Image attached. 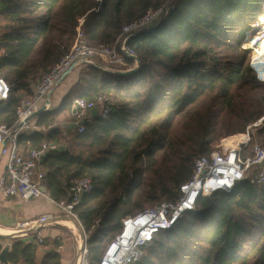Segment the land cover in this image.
<instances>
[{"label": "trees", "instance_id": "1", "mask_svg": "<svg viewBox=\"0 0 264 264\" xmlns=\"http://www.w3.org/2000/svg\"><path fill=\"white\" fill-rule=\"evenodd\" d=\"M166 1L0 0V77L11 88L0 102L2 121L14 120L21 94L70 48L78 19L90 45L112 43L124 25ZM263 2L173 0L159 24L128 39L139 59L135 70L74 68L78 78L60 104L34 115L35 127L19 134L41 141L57 131L59 116L73 120L74 97L113 95L106 117L89 120L82 132L61 129L52 139L62 150L53 152L51 198L67 199L73 177L89 176L93 184L76 207L84 229L94 227L87 235L91 263L124 216L175 199L196 156L264 113V85L249 66L250 50L241 47ZM60 258L50 250L38 262L35 246L19 240L7 256L10 264H60ZM134 264H264V183L239 182L230 192L199 198L194 211L156 232Z\"/></svg>", "mask_w": 264, "mask_h": 264}, {"label": "built area", "instance_id": "2", "mask_svg": "<svg viewBox=\"0 0 264 264\" xmlns=\"http://www.w3.org/2000/svg\"><path fill=\"white\" fill-rule=\"evenodd\" d=\"M173 0H167L156 8H150L139 18L122 27L112 43L90 45L82 28L83 19H78L74 39L70 48L60 56L48 70L28 86L27 94L20 97L15 107V118L11 123H0V156L5 168L0 175V193L4 197H18L30 200L39 196L51 198L48 191V174L41 163L50 153L59 152L62 147L52 140L43 139L30 144L25 155L19 152V134L34 127L31 119L39 109L52 108L51 93L60 83V77L81 65L96 64L105 70L128 71L138 66L136 51L127 41L136 33L159 24L171 9ZM264 8V7H263ZM250 50L249 66L256 82L264 85V11L253 24L251 33L241 44ZM10 85L0 77V102L8 100ZM112 94H100L87 99L76 96L72 103L76 106L71 125L82 132L85 123L95 117H106L114 106ZM97 110L93 115L92 111ZM37 129L39 128L36 127ZM258 136V138H257ZM264 113L247 123L243 130L220 137L211 145L208 154L198 155L192 164L188 180L179 185L175 199H163L151 207L143 208L124 216L115 235L106 243L98 260L88 258L87 235L77 205L89 193L93 184L89 176H77L70 180L69 197L53 200L58 213H44L34 218L21 220L10 231L11 235L32 240L36 244L45 243L42 227L63 224L61 220L73 222L71 233L76 242L74 264H134L151 247L154 235L159 229L172 227L187 211H194L197 201L215 191L230 192L239 182L250 185L264 183ZM46 190L42 191L40 186ZM65 225V224H64ZM61 241L59 235L55 237ZM2 246L0 240V247ZM60 249L62 246L59 244Z\"/></svg>", "mask_w": 264, "mask_h": 264}, {"label": "crops", "instance_id": "3", "mask_svg": "<svg viewBox=\"0 0 264 264\" xmlns=\"http://www.w3.org/2000/svg\"><path fill=\"white\" fill-rule=\"evenodd\" d=\"M77 78H78V72L76 71L74 73V76H72V78H70V81L67 84V87H66L67 90L77 80ZM55 89L56 88H54V90ZM54 90L51 93L52 99H53ZM67 90L64 93H66ZM22 96H24V95L21 94V97ZM52 107H56L53 104V102H52ZM92 114L96 115L97 110L96 109L93 110ZM2 117H3V114L0 113V121H2V119H3ZM33 118L31 119L32 124H33ZM0 123H3V121ZM70 123L71 122H67L68 129H72V125ZM53 125H57V131L55 133H53L50 137L45 138V139L52 140L56 135H58V133H60V130H61L60 124H53ZM34 127H35V125H34ZM41 127H44V126H39L37 131H41V132L45 133L46 129L41 128ZM29 142H28V140H24V139L19 140V152L21 154H23V155L26 154L30 144L32 143V142H30V144H29ZM57 155L58 154H56V153H51V154H48L47 156H45L43 158L42 163H41V169L43 171H51L52 167L56 166V165H51L52 164L51 162H53V159L56 158ZM4 168H5L4 158L2 156H0V175L4 171ZM57 178H60V175ZM47 188H48V185H47ZM46 198H48V197H46ZM48 199L50 200V202L54 203V201L51 200L52 198H48ZM24 202H25V204H24ZM29 203L30 202L28 200L25 201V200H22L18 197H4L0 193V240H1L2 245L6 242L12 243L15 240H19L24 244L30 243V244L35 246L36 259L38 262L41 260L42 256L47 251L56 250L60 253V256H61L60 264H74V256H75L77 246L75 245V243H73L74 244V246H73L71 241L68 239L67 232L70 231L69 227L73 226V222H71L69 220H66V219L61 220V223L65 224V226L58 224V225H45L44 227H42V234L45 237V243H43V244H36L30 239H29V241H26L24 238H20L18 236L11 235L10 231L21 220L34 218L38 215L48 213V212L58 213V207H57V211H53L54 208H50L46 202H43V205H41L40 209H38V210L37 209L33 210V208L31 206L30 207L26 206V204H29ZM57 235L60 236L61 241H57L55 239V237ZM70 238L73 240L74 237L71 236ZM54 241L57 242L56 245L53 244ZM59 244L62 246L60 249L57 247V245H59Z\"/></svg>", "mask_w": 264, "mask_h": 264}, {"label": "rangeland", "instance_id": "4", "mask_svg": "<svg viewBox=\"0 0 264 264\" xmlns=\"http://www.w3.org/2000/svg\"><path fill=\"white\" fill-rule=\"evenodd\" d=\"M264 7V2H263V5L261 8ZM1 23V21H0ZM138 66H139V62H138ZM137 66V67H138ZM83 68V67H82ZM80 68L79 71L82 69ZM136 69V68H135ZM44 71H40L38 73L37 76H39L40 74H42ZM76 72V70H73L71 72H69L65 77L64 79L60 82V84L56 87V89L54 90L53 92V99H52V102L55 106H58L59 103L61 102L62 98H63V95L65 94L64 92L67 90L66 87H67V84L68 82L70 81V78H72V76H74V73ZM65 119V114L61 115L58 117V124H60L61 126V129H64V131H67L68 130V125H67V121H64ZM64 123V124H63ZM73 130V128H72ZM237 132V131H236ZM68 135V134H67ZM258 138V136H257ZM30 203L29 204H26V206H31L34 209H40V206L43 205V202H46L48 204V206L50 208H54L53 211H57V206L50 202V200L48 198H46L45 196H39V197H36V198H31L30 200H28ZM158 203V202H157ZM25 204V202H24ZM156 204V203H155ZM154 204H150V205H145V208L147 207H151L153 206ZM52 225H58V223L56 224H52ZM60 225V224H59ZM61 225H64V224H61ZM65 226V225H64ZM68 229V228H67ZM71 229V228H70ZM94 229V227H93ZM92 229V230H93ZM119 229V228H118ZM117 229V231H118ZM69 230V229H68ZM116 231V233H117ZM69 232V233H68ZM67 232V235H68V239L71 241L72 245L74 246L73 243H75L76 245V242H75V239L73 238V240L70 238L71 236H73V234L71 233V230ZM70 236V237H69Z\"/></svg>", "mask_w": 264, "mask_h": 264}, {"label": "water", "instance_id": "5", "mask_svg": "<svg viewBox=\"0 0 264 264\" xmlns=\"http://www.w3.org/2000/svg\"><path fill=\"white\" fill-rule=\"evenodd\" d=\"M137 60H139L138 58H136ZM135 69H131V70H128V71H119V72H131ZM67 75V73H64L62 74V76L60 77V82L64 79V77ZM72 114L75 113L76 111V106L74 103H72ZM42 112V109H39L37 112H35L33 115H36L38 113ZM41 190L42 191H45L46 188L45 186L42 184L40 186ZM10 249H11V243L9 242H6L4 243L1 247H0V264H9V261L7 259V256H8V253L10 252Z\"/></svg>", "mask_w": 264, "mask_h": 264}, {"label": "bare ground", "instance_id": "6", "mask_svg": "<svg viewBox=\"0 0 264 264\" xmlns=\"http://www.w3.org/2000/svg\"><path fill=\"white\" fill-rule=\"evenodd\" d=\"M66 220H69V221H71L70 219H66ZM72 222V221H71Z\"/></svg>", "mask_w": 264, "mask_h": 264}]
</instances>
